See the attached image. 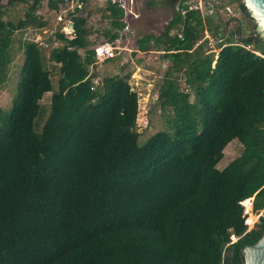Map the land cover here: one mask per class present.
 Returning <instances> with one entry per match:
<instances>
[{
    "label": "trees",
    "instance_id": "1",
    "mask_svg": "<svg viewBox=\"0 0 264 264\" xmlns=\"http://www.w3.org/2000/svg\"><path fill=\"white\" fill-rule=\"evenodd\" d=\"M27 1L0 0V83L14 58L13 33L46 24L36 14L42 0H30L15 21L3 19L5 6ZM183 1H160L173 5L168 20L135 40L136 51L157 47L168 63L157 86L168 128L142 142L130 72L120 65L100 76L92 68L97 29L82 5L68 13L69 33L54 31L58 46L21 43L10 107L0 115V264H243L240 249L264 232V41L253 27L244 37L232 29L231 41L216 15L205 14L214 58L199 43V11ZM225 3L251 20L241 0ZM121 16L105 2L102 44L118 38ZM232 140L241 149L218 169ZM250 198L251 210H262L257 220L243 213Z\"/></svg>",
    "mask_w": 264,
    "mask_h": 264
},
{
    "label": "rangeland",
    "instance_id": "2",
    "mask_svg": "<svg viewBox=\"0 0 264 264\" xmlns=\"http://www.w3.org/2000/svg\"><path fill=\"white\" fill-rule=\"evenodd\" d=\"M160 1L162 0H133L132 9L136 14V17L128 18V25L132 33L130 35L122 34L117 41L114 42V55L112 58L116 57L115 60L96 63L92 67L99 72L100 76L119 72L120 65H124L123 73L130 72L129 84L133 90L136 91L138 96V113L135 122L136 131L139 133L138 142H142V140L148 135L157 130L168 128V121L158 110L157 102V86L161 81L163 72L168 66V63L161 58L162 52L158 50L157 47L152 46L150 50L146 52H138L135 50V40L137 38L147 33L157 34L161 30L162 25L168 20L173 5ZM171 1L174 2V0ZM224 1L225 0H206L204 5L205 11L208 14L216 15L215 19L217 18L223 23V35L231 38V41L233 40V37L231 36L233 35V32L231 30L235 29L234 25L237 23L238 25L236 27H240L241 36L244 37L249 35L253 27V22L242 17L233 4L227 5V3H225V5ZM29 2L30 0L25 3L5 6L3 8V19L15 21L23 17ZM2 3H4V1H2ZM56 3V8H51L47 0H42L37 8V16L41 17L46 23L44 27H27L23 31H16L13 33L12 48L14 58L8 68L5 81L0 83V115L4 111L5 113L8 112L10 107L17 80L16 72L21 63V43L26 40H34L39 42V46L44 49L46 48L45 43L48 44V40L52 41L53 33L58 26L60 31H63L64 33L70 32L66 24L68 23V13L71 4L66 2ZM104 5L105 2L102 0H85L82 5V11L89 12V27L94 30L97 29L90 35V38L93 41V47H96L103 42V37L98 35L97 31L103 29V27H106L107 25V21L100 17L101 9ZM227 7L229 11L226 10ZM202 37L203 32L201 34V38ZM213 42L215 43L213 40L209 45L206 42L202 43L203 49L214 50V52L211 53H215L217 48ZM51 43L53 46L59 45V42L57 41H52ZM45 64L50 71V77L54 83L56 80L55 70L52 68L51 63L45 62ZM182 70H184V68L176 71V75H181V72H183ZM179 84L180 88L183 89L182 78L179 80ZM187 93H189L188 100L192 101L193 94L189 92V90ZM49 96L50 92H47L44 93L40 99L41 110L35 121V128L37 131L40 129V126L46 117ZM240 149L241 146L236 140L227 143L220 152L221 155L216 160L215 166L218 169L224 167L232 158L238 155ZM242 206L246 220L251 214L256 216V220L258 215H261L262 210L258 212L251 210V198L250 208L245 207L244 205ZM252 224L253 221H250L248 226L246 225L247 229H249ZM231 239L233 238L231 237Z\"/></svg>",
    "mask_w": 264,
    "mask_h": 264
},
{
    "label": "built area",
    "instance_id": "3",
    "mask_svg": "<svg viewBox=\"0 0 264 264\" xmlns=\"http://www.w3.org/2000/svg\"><path fill=\"white\" fill-rule=\"evenodd\" d=\"M102 1L103 2L110 1L112 4L116 5L118 8H120L122 10V16L120 18V21L122 22L123 26L119 30L118 38L122 34H124V35L129 34L130 35L132 33V31L130 30L129 25H128V18L130 19L131 17H133V18L136 17V14L133 12V9H132L133 0H102ZM205 1L206 0H184L182 2V4H186V9L187 10H189V9H197L199 11L200 18H201V20L203 22V37L199 40V43L200 42L202 43L203 41H205L209 45V44L212 43L213 39L208 35L207 30H206L205 25H204V15L208 14L205 11V6H204L205 5ZM65 2L71 4V8L73 6H76V7L79 8L81 6V4H82V3H80L79 0H64V3ZM226 10L229 11L228 7L226 8ZM183 11L184 10L182 9L181 12L183 13ZM68 23H69V21H68ZM68 23L66 24V26L69 28V31H70L71 26ZM118 38H116L113 42L100 44V45L94 47L93 64L102 63L106 59H108L110 57H113V55H114V51H113L114 50V46H113V44H114L115 41H117ZM243 47L245 49L249 50V51L255 52V51L251 50V46H249V45H244ZM213 48H214V46H213ZM205 52L206 53L214 52V50H210L209 49V50H206ZM255 53H257V52H255Z\"/></svg>",
    "mask_w": 264,
    "mask_h": 264
},
{
    "label": "water",
    "instance_id": "4",
    "mask_svg": "<svg viewBox=\"0 0 264 264\" xmlns=\"http://www.w3.org/2000/svg\"><path fill=\"white\" fill-rule=\"evenodd\" d=\"M241 2L248 18L254 24V36L264 41V0H241ZM237 25L238 23L234 25L235 29ZM240 252L243 255V264H264V232L253 244L242 247Z\"/></svg>",
    "mask_w": 264,
    "mask_h": 264
},
{
    "label": "crops",
    "instance_id": "5",
    "mask_svg": "<svg viewBox=\"0 0 264 264\" xmlns=\"http://www.w3.org/2000/svg\"><path fill=\"white\" fill-rule=\"evenodd\" d=\"M218 51V50H217ZM217 53V52H216ZM216 53H213L214 54V58L216 57ZM214 64V61H213V63H212V65Z\"/></svg>",
    "mask_w": 264,
    "mask_h": 264
}]
</instances>
